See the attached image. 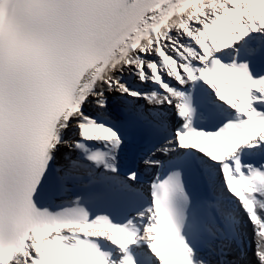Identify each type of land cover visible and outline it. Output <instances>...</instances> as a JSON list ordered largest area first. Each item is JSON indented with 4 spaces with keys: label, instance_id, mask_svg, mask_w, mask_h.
Instances as JSON below:
<instances>
[{
    "label": "snow or ice",
    "instance_id": "obj_1",
    "mask_svg": "<svg viewBox=\"0 0 264 264\" xmlns=\"http://www.w3.org/2000/svg\"><path fill=\"white\" fill-rule=\"evenodd\" d=\"M0 264H264V0H0Z\"/></svg>",
    "mask_w": 264,
    "mask_h": 264
}]
</instances>
